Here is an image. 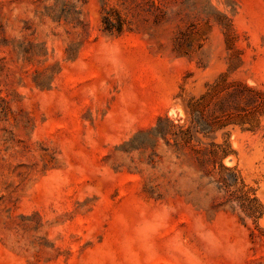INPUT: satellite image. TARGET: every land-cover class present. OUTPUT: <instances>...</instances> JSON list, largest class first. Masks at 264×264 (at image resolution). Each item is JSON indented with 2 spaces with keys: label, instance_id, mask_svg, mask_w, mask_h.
<instances>
[{
  "label": "rangeland",
  "instance_id": "1",
  "mask_svg": "<svg viewBox=\"0 0 264 264\" xmlns=\"http://www.w3.org/2000/svg\"><path fill=\"white\" fill-rule=\"evenodd\" d=\"M190 100L264 211V0H0V264H264V214L155 135Z\"/></svg>",
  "mask_w": 264,
  "mask_h": 264
},
{
  "label": "trees",
  "instance_id": "2",
  "mask_svg": "<svg viewBox=\"0 0 264 264\" xmlns=\"http://www.w3.org/2000/svg\"><path fill=\"white\" fill-rule=\"evenodd\" d=\"M250 92H256L253 88L243 86ZM220 89L219 82L213 87V93ZM224 89V88H223ZM221 89L219 92H223ZM236 88L226 92L222 98L228 102L227 98L238 96ZM212 96V92L202 96V102ZM202 102L189 101L185 104L187 121L184 124H175L169 118H161L159 126L155 129V135L166 139L169 133H173L175 144L183 148H189L196 156L199 162L204 166L212 167L208 170L209 184H214L217 190L222 194L224 205L229 206L234 212H237L243 220H253L255 223L262 218L263 204L255 195V190L249 187L243 180L236 168L226 167L223 164L217 166L228 156L223 145L216 143H204L199 135L204 137L213 135L232 122L231 113L226 110L230 103L222 101L219 105V111L207 113ZM167 121V127L163 128L161 122Z\"/></svg>",
  "mask_w": 264,
  "mask_h": 264
},
{
  "label": "bare ground",
  "instance_id": "3",
  "mask_svg": "<svg viewBox=\"0 0 264 264\" xmlns=\"http://www.w3.org/2000/svg\"><path fill=\"white\" fill-rule=\"evenodd\" d=\"M264 220V219H263Z\"/></svg>",
  "mask_w": 264,
  "mask_h": 264
}]
</instances>
